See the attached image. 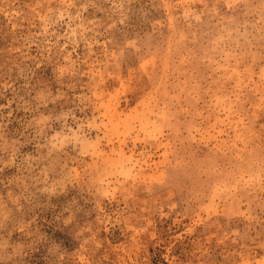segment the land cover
I'll list each match as a JSON object with an SVG mask.
<instances>
[{
  "label": "rangeland",
  "instance_id": "rangeland-1",
  "mask_svg": "<svg viewBox=\"0 0 264 264\" xmlns=\"http://www.w3.org/2000/svg\"><path fill=\"white\" fill-rule=\"evenodd\" d=\"M0 264H264V0H0Z\"/></svg>",
  "mask_w": 264,
  "mask_h": 264
}]
</instances>
